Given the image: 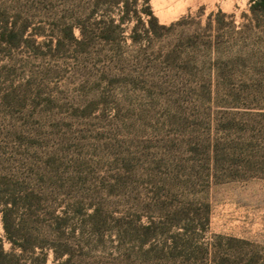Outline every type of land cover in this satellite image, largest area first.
I'll return each instance as SVG.
<instances>
[{"label": "rangeland", "instance_id": "1", "mask_svg": "<svg viewBox=\"0 0 264 264\" xmlns=\"http://www.w3.org/2000/svg\"><path fill=\"white\" fill-rule=\"evenodd\" d=\"M31 2L30 32L0 40V187L46 200L33 215L62 261L264 264V15L251 0H151L157 21L108 32L81 13L88 0ZM76 20L83 44L65 30ZM0 239L9 250L1 214Z\"/></svg>", "mask_w": 264, "mask_h": 264}, {"label": "trees", "instance_id": "2", "mask_svg": "<svg viewBox=\"0 0 264 264\" xmlns=\"http://www.w3.org/2000/svg\"><path fill=\"white\" fill-rule=\"evenodd\" d=\"M33 9L34 5L31 0H10L9 3L2 0L0 3V40L9 44L10 41L7 40V37L13 38L29 33L32 28ZM79 9L81 13H86L89 20L96 17L110 19L106 28L107 32L112 29L120 31L122 26L129 22L136 21L137 25H145V19H148L147 22L151 25L157 21L151 7V0H88ZM250 11L253 16L264 15V0H251ZM112 16L115 17L112 18ZM85 26L80 20H76L73 24L66 25L65 30L74 41L83 44L88 35ZM136 26L134 32H136ZM75 28L80 31V39L75 38ZM104 39L107 40L108 36H105ZM44 203L46 200L34 191L27 192L23 188H16L7 192L0 187V214L2 215L5 239L10 245L9 250H6L4 240L0 239V264H27V260H30L31 264H48L50 251L54 254L53 264H68L70 262L62 261L65 251H68L66 245L54 244L46 239L47 232L52 227L50 221L35 219L37 208L42 209ZM21 210L25 211V215L28 216L29 225L23 226V224L16 223L15 217ZM62 221L64 222V219ZM33 224H38L39 228H34ZM242 243L245 246L253 247L247 242ZM205 254L209 262L212 263L218 253L212 254V250L207 246ZM224 255L225 258L229 257V254ZM225 261L228 260L225 259ZM258 263L259 257L256 252H253L252 259L248 264ZM186 264L192 263L188 261Z\"/></svg>", "mask_w": 264, "mask_h": 264}]
</instances>
